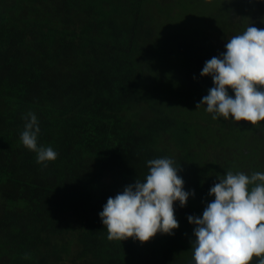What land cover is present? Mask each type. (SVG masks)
<instances>
[{
  "label": "trees",
  "instance_id": "trees-1",
  "mask_svg": "<svg viewBox=\"0 0 264 264\" xmlns=\"http://www.w3.org/2000/svg\"><path fill=\"white\" fill-rule=\"evenodd\" d=\"M249 26L264 0H0V264H194L187 217L227 172L264 173V122L196 107L205 62ZM28 113L46 167L21 143ZM157 158L194 192L179 228L109 240L98 214Z\"/></svg>",
  "mask_w": 264,
  "mask_h": 264
},
{
  "label": "clouds",
  "instance_id": "clouds-1",
  "mask_svg": "<svg viewBox=\"0 0 264 264\" xmlns=\"http://www.w3.org/2000/svg\"><path fill=\"white\" fill-rule=\"evenodd\" d=\"M201 77H211L213 87L197 108L206 106L212 119L231 118L250 125L264 122V28L249 26L225 43L224 52L206 61ZM229 89L234 95H229ZM22 145L37 154L45 167L57 159L51 147L38 146L40 127L34 113L25 116ZM143 182L135 180L109 197L98 214L109 240L132 238L141 244L158 233L173 235L179 228L174 204L186 206L194 192L184 189L179 168L170 158L149 160ZM214 199L202 216H188L194 226L190 241L194 264H264V173L231 171L209 190Z\"/></svg>",
  "mask_w": 264,
  "mask_h": 264
}]
</instances>
